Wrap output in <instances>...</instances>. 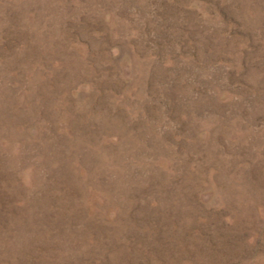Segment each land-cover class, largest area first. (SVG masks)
Returning a JSON list of instances; mask_svg holds the SVG:
<instances>
[{
	"label": "rangeland",
	"instance_id": "1",
	"mask_svg": "<svg viewBox=\"0 0 264 264\" xmlns=\"http://www.w3.org/2000/svg\"><path fill=\"white\" fill-rule=\"evenodd\" d=\"M0 264H264V0H0Z\"/></svg>",
	"mask_w": 264,
	"mask_h": 264
}]
</instances>
